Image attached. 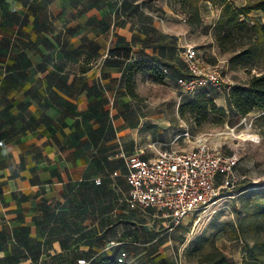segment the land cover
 Here are the masks:
<instances>
[{"label": "crops", "instance_id": "0c3cea01", "mask_svg": "<svg viewBox=\"0 0 264 264\" xmlns=\"http://www.w3.org/2000/svg\"><path fill=\"white\" fill-rule=\"evenodd\" d=\"M200 11L208 31L193 30L166 0H0V264H79L122 252L129 264L186 263L180 227L155 208L130 207L127 159L190 150L202 137L233 153L230 132L182 115L195 96L174 79L138 72V97L127 79L143 60L184 75L183 51L200 40L209 62L226 61L213 32L221 9L201 1ZM252 16L264 21L260 10ZM148 84L170 87L175 107L149 97ZM215 101L227 118L214 126L237 127L243 116L228 94ZM237 172L245 179L234 191L255 184L262 163L244 160Z\"/></svg>", "mask_w": 264, "mask_h": 264}, {"label": "built area", "instance_id": "2783aa9c", "mask_svg": "<svg viewBox=\"0 0 264 264\" xmlns=\"http://www.w3.org/2000/svg\"><path fill=\"white\" fill-rule=\"evenodd\" d=\"M183 62L186 72L179 77H174L167 67L160 66L166 77L181 86L183 95H194L206 87L219 94H227L236 85L226 79V73L219 65L202 56L196 45L185 47ZM184 136L193 139L190 131H186ZM196 143L190 150H161L149 159L139 154L129 156L126 178L130 185V207H152L161 211L170 218L173 230L190 216L197 224L203 213L217 206L224 195L234 191L245 179L237 172L240 156L236 152L224 153L203 137L197 138ZM219 174L225 176L223 185L216 182ZM260 177L256 183L264 187V166ZM126 257L127 253L122 252L119 262L125 263ZM79 262L88 264L86 259Z\"/></svg>", "mask_w": 264, "mask_h": 264}, {"label": "trees", "instance_id": "16d2710c", "mask_svg": "<svg viewBox=\"0 0 264 264\" xmlns=\"http://www.w3.org/2000/svg\"><path fill=\"white\" fill-rule=\"evenodd\" d=\"M201 1H209L214 7L221 9L222 15L213 26V32L220 51L233 53L230 59L233 66L241 62L253 66L257 62L264 61V21L250 17L256 10L264 13V0H250L244 6L236 5L233 0H174L181 5V13L193 30L204 24L200 11ZM114 52L126 55L128 53L121 49H116ZM130 69L127 88L133 97H138L135 81L138 72H152L158 80L165 78L164 71L150 61H137ZM232 88L227 94L238 115L247 117L256 110L264 111V70L260 74H253L247 83L236 84ZM218 94L214 90L200 89L195 97L181 105L180 112L182 115H190L200 124L209 120L212 115L215 116L213 121L224 122L227 112L217 105L215 98ZM255 186L257 183L251 187ZM262 188L249 189L248 192L240 195V199L249 201L248 208L238 225L234 222L227 223L231 224L234 231L230 240L244 236L245 228L252 231H264V187ZM213 248L214 251L207 256L208 264H232L224 248L217 246ZM248 248L250 254L244 258L243 264H264V236L258 237L255 245ZM79 260L78 263L81 264ZM86 261L88 264H129L126 261L120 263L119 257L115 256H97Z\"/></svg>", "mask_w": 264, "mask_h": 264}, {"label": "rangeland", "instance_id": "374dc122", "mask_svg": "<svg viewBox=\"0 0 264 264\" xmlns=\"http://www.w3.org/2000/svg\"><path fill=\"white\" fill-rule=\"evenodd\" d=\"M169 6L178 15L183 16L181 13V5L174 2V0H166ZM263 21L261 17H257ZM204 22L203 31L210 30L209 20ZM197 29V28H196ZM206 41L200 40L197 43L202 51L205 52ZM196 45V44H195ZM226 61L221 59L219 62L220 67L223 69L226 79L235 84L247 83L253 74H260L264 70V61L257 62L253 66L246 62H241L237 66H233L230 62L233 53H224ZM255 67V68H253ZM153 88V89H152ZM145 93L149 97L157 98L161 101L170 102L169 110L175 107V97L178 96L168 86L150 87L146 86ZM181 93H179L180 95ZM198 92L192 96H196ZM191 97V96H185ZM215 116H211L209 120L205 121L206 129L223 130L218 131L220 133L228 134L230 136L231 143L228 144L229 150H233L240 156V162L244 160H254L256 163L264 166V112L256 110L250 113L246 119H242L235 130L232 128H226L224 126H214L223 124V122L213 121ZM210 132V131H208ZM217 132V134H218ZM227 132V133H226ZM226 133V134H225ZM249 189H263L259 184L254 188H242L239 187L236 191L227 193L218 202L217 206L210 209L201 215V220L194 224L192 216L185 220V223L177 227L185 235H181L179 240V251L186 255L185 264H208L207 256L214 251L213 246L225 248L228 253L232 264H243L244 258L248 257L249 247L255 245V241L258 237L264 236V231H252L245 228L243 235L240 239L230 240L233 235L231 224H239L240 219L244 218L247 212L248 200L240 199V195L249 191Z\"/></svg>", "mask_w": 264, "mask_h": 264}]
</instances>
